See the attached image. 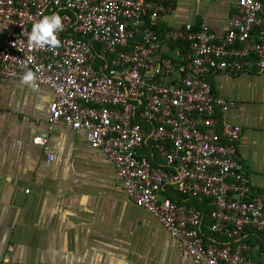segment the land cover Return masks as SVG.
Returning <instances> with one entry per match:
<instances>
[{
	"label": "built area",
	"instance_id": "built-area-1",
	"mask_svg": "<svg viewBox=\"0 0 264 264\" xmlns=\"http://www.w3.org/2000/svg\"><path fill=\"white\" fill-rule=\"evenodd\" d=\"M179 0H0V79L21 81L54 100L48 131L33 139L47 162L48 134L63 123L85 133L111 162L127 199L148 211L194 264H264V249L245 240L264 237V190L255 191L241 161L243 126L226 121L236 101L213 93L215 74L264 72V0H236L222 36L207 21L186 24L164 42L152 26ZM59 14V47H29L32 26ZM169 49V50H168ZM205 198L204 214L168 191ZM29 193V191H27Z\"/></svg>",
	"mask_w": 264,
	"mask_h": 264
},
{
	"label": "crops",
	"instance_id": "crops-1",
	"mask_svg": "<svg viewBox=\"0 0 264 264\" xmlns=\"http://www.w3.org/2000/svg\"><path fill=\"white\" fill-rule=\"evenodd\" d=\"M235 1L179 0L157 28L168 39L205 20L222 36ZM209 82L215 95L236 101L225 118L243 126L241 161L253 189L262 191L264 72L215 74ZM53 100L49 87L0 79V264H194L179 256L148 211L127 199L113 164L85 133L59 124L47 136L55 155L47 162L33 139L47 134ZM208 225L206 219L202 234L213 238Z\"/></svg>",
	"mask_w": 264,
	"mask_h": 264
},
{
	"label": "clouds",
	"instance_id": "clouds-1",
	"mask_svg": "<svg viewBox=\"0 0 264 264\" xmlns=\"http://www.w3.org/2000/svg\"><path fill=\"white\" fill-rule=\"evenodd\" d=\"M64 30L62 17L59 14L44 16L39 22L32 26L31 33L28 36L29 47L35 48H56L59 47L60 41L57 33ZM35 74L32 71L24 73L21 83L29 85L35 89Z\"/></svg>",
	"mask_w": 264,
	"mask_h": 264
},
{
	"label": "trees",
	"instance_id": "trees-1",
	"mask_svg": "<svg viewBox=\"0 0 264 264\" xmlns=\"http://www.w3.org/2000/svg\"><path fill=\"white\" fill-rule=\"evenodd\" d=\"M198 26L199 25H197V27ZM152 28L161 36V38L164 40V42L169 44V46L171 47L172 50H178L180 53L183 52V49L185 47L184 43H182L180 41H175L174 39H167L166 36L158 30L157 24L153 25ZM165 195L168 196L169 198H171L172 200L178 201L181 204H187L190 206L197 207L199 210H201L203 212L204 221L206 219H208V224L211 223L210 215L212 212V208L209 206L208 199H205V198H197V199L189 198V197L183 196L179 193L172 192L170 190ZM208 236H209V234H208ZM251 237H252L251 240H247V238H251ZM209 238H210V236H209ZM211 239L216 240L215 237H213ZM245 240L253 246L259 245L262 249H264V237L258 232H255L252 230H247V233L245 235Z\"/></svg>",
	"mask_w": 264,
	"mask_h": 264
}]
</instances>
